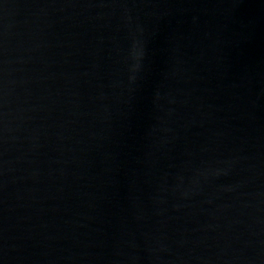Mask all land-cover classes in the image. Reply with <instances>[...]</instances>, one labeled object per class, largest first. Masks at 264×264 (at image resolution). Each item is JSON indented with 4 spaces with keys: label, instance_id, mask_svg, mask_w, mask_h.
Segmentation results:
<instances>
[{
    "label": "water",
    "instance_id": "water-1",
    "mask_svg": "<svg viewBox=\"0 0 264 264\" xmlns=\"http://www.w3.org/2000/svg\"><path fill=\"white\" fill-rule=\"evenodd\" d=\"M0 264H264V0H0Z\"/></svg>",
    "mask_w": 264,
    "mask_h": 264
}]
</instances>
